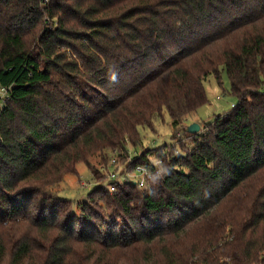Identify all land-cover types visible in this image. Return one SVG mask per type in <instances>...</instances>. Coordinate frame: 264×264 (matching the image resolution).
<instances>
[{
	"label": "trees",
	"instance_id": "trees-1",
	"mask_svg": "<svg viewBox=\"0 0 264 264\" xmlns=\"http://www.w3.org/2000/svg\"><path fill=\"white\" fill-rule=\"evenodd\" d=\"M42 2L0 0V264H264V0ZM220 68L237 105L189 135ZM164 116L191 149L129 154ZM112 155L161 173L110 193ZM78 164L74 204L52 184Z\"/></svg>",
	"mask_w": 264,
	"mask_h": 264
},
{
	"label": "rangeland",
	"instance_id": "rangeland-1",
	"mask_svg": "<svg viewBox=\"0 0 264 264\" xmlns=\"http://www.w3.org/2000/svg\"><path fill=\"white\" fill-rule=\"evenodd\" d=\"M203 88L206 96V103L196 111L195 115L190 120H188L190 124L195 123L200 129L213 123L217 117L229 114L238 102L236 97L232 96L230 93L229 81L222 68L219 69V75L217 77L211 75L204 80ZM3 100L4 96L0 93V110L3 106ZM163 118L164 123H156L153 132L146 128H138L141 144L135 148L129 145V154L135 156L148 150L156 151L159 148L165 147L168 150L171 148L170 151L173 156H184L185 152L191 149V138H186L181 134L179 136L174 135L169 127L168 118L166 116ZM179 141H181L180 145ZM148 158L150 161H156L152 155H149ZM126 159L127 158L120 160V163L125 161L123 164H127ZM98 160V158L90 160L91 165L97 169L104 168L108 162L106 161L105 163L98 165ZM128 168L129 167H127V169ZM94 183L95 182L91 179V175L86 166L78 164L75 167L74 174L64 175L52 184V188L60 198L69 200L74 204H81L86 201L87 195L95 187ZM108 184L109 182L103 172V175L99 176L98 186L101 185L110 192ZM20 221L21 220L15 221L16 223H20V226L13 228L12 230V233L16 235L25 232L24 227H26V224H23V222ZM226 230H228V228H226ZM55 233L56 230L53 231V234ZM179 245L182 247L181 243H179ZM131 256H133V254L127 253L126 251L117 252L116 264H142V261L137 262Z\"/></svg>",
	"mask_w": 264,
	"mask_h": 264
},
{
	"label": "built area",
	"instance_id": "built-area-1",
	"mask_svg": "<svg viewBox=\"0 0 264 264\" xmlns=\"http://www.w3.org/2000/svg\"><path fill=\"white\" fill-rule=\"evenodd\" d=\"M44 5H47L51 0H42ZM0 93L5 96L6 91L0 89ZM127 164L120 163V161L111 156L108 159L106 166L103 168V172L106 175V179L109 182L108 188L110 192H113L116 185L132 184L138 189H146L149 182L161 173L160 161H150L148 158L147 164H135V160L131 157H127ZM126 165H130L127 169ZM228 263V261H226Z\"/></svg>",
	"mask_w": 264,
	"mask_h": 264
},
{
	"label": "water",
	"instance_id": "water-1",
	"mask_svg": "<svg viewBox=\"0 0 264 264\" xmlns=\"http://www.w3.org/2000/svg\"><path fill=\"white\" fill-rule=\"evenodd\" d=\"M199 130L200 127L198 125H196L195 123H191L186 127L185 132L189 135H196L198 134Z\"/></svg>",
	"mask_w": 264,
	"mask_h": 264
}]
</instances>
